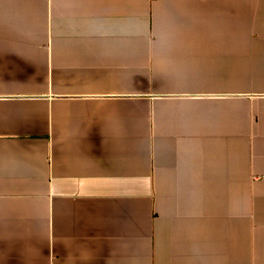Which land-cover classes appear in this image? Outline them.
<instances>
[{"label": "crops", "instance_id": "obj_1", "mask_svg": "<svg viewBox=\"0 0 264 264\" xmlns=\"http://www.w3.org/2000/svg\"><path fill=\"white\" fill-rule=\"evenodd\" d=\"M0 264H264V0H0Z\"/></svg>", "mask_w": 264, "mask_h": 264}]
</instances>
